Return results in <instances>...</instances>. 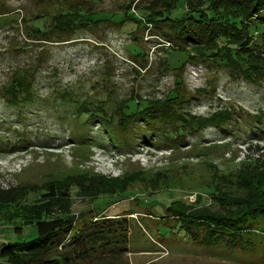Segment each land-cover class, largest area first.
<instances>
[{
  "label": "rangeland",
  "instance_id": "374dc122",
  "mask_svg": "<svg viewBox=\"0 0 264 264\" xmlns=\"http://www.w3.org/2000/svg\"><path fill=\"white\" fill-rule=\"evenodd\" d=\"M165 2L171 0H0V189L17 196L12 208L0 210V245L35 236L29 217L73 216L79 223L116 213L129 232L128 254L118 264H264V220L253 223L245 249L233 252L192 242L179 219L166 215L174 203L188 213L226 215L239 203L228 200L231 192L247 202L242 189L264 185V76L257 73L253 83L238 70L207 61L178 71L192 51H172L154 28L141 29L134 38L138 26L131 19L141 17L139 9L157 12ZM58 5L70 11L77 26L84 25L65 33L59 24L43 36L61 13L53 10ZM188 7L177 0L170 16ZM42 13L47 15L39 18ZM17 84L29 97L11 104L7 93ZM178 87L190 100L183 111L192 122L179 145L170 140L178 131L164 132L166 126L153 134L136 124L135 137L142 139L136 141L105 125L144 110L147 103L132 102L135 98L162 102ZM83 110L87 115L100 110L104 125L82 117ZM221 114L237 121L189 132L193 121ZM83 170L122 179L124 192L113 182L108 187L117 194L101 195V184L81 178ZM140 170L153 174L152 189L144 188L146 176L129 177ZM215 182L221 188L216 198L211 196Z\"/></svg>",
  "mask_w": 264,
  "mask_h": 264
},
{
  "label": "trees",
  "instance_id": "16d2710c",
  "mask_svg": "<svg viewBox=\"0 0 264 264\" xmlns=\"http://www.w3.org/2000/svg\"><path fill=\"white\" fill-rule=\"evenodd\" d=\"M176 1L165 2L163 9L157 12L152 9H139L142 19L136 16L131 19V23L138 26L131 35L136 38L138 36L136 34L141 29L154 28L159 31L158 33L161 34L165 43L174 47L172 51H192L187 62L178 71L184 70L190 62L198 64L207 61L208 66L227 69L231 73L238 70L253 83L258 81V79L255 80L257 73L260 72L259 79L264 76V50L260 49L264 45V0H198V3L186 0L189 5L188 10L173 17L170 16V10L174 8ZM58 6L53 10L57 14L59 9L64 15L57 14V21L48 23V31L41 33L43 36L52 34L58 29L59 24L63 26L65 33L84 25L77 26L76 19L70 11L64 7L67 10L64 12V9L60 5ZM74 7L83 9L84 6L75 3ZM124 9L126 10V8ZM43 15L47 14L42 13L38 17L41 18ZM38 17L36 18L39 19ZM100 22L103 21L98 23ZM106 23L117 26L124 25L122 21ZM134 58H138V56L135 55ZM18 87L17 84L13 92L7 93L10 98H6L11 104L28 96L24 90L17 89ZM173 92H176L177 96L171 98ZM185 92L184 87H178L169 93L162 102L135 98L136 101L132 102L147 103L146 108L142 111L134 110L125 117L120 115V119L116 122L117 125H114V122L105 123V114H102L100 110L91 111L88 115V111L83 110L82 117L92 118L95 122H102L103 125L105 123L111 129L119 127L123 137L130 135L135 140H142L139 136L135 137L134 127L136 124L139 125L142 122L144 125L139 126H143L146 133L153 134L156 127L166 126L167 129L164 132H167L168 129L173 131L176 129L179 134L177 133L176 139H172L165 133L162 136L170 137V140L179 145L186 137V126L192 123L186 112L183 111L185 105L190 102L185 96ZM198 93L207 94V91L199 90ZM88 103L98 104L99 102ZM104 103L109 105L107 101ZM77 117L80 116L77 115ZM146 119H149V122L145 125ZM233 120L237 121L233 115L221 114L206 121H193L194 129L189 132L196 134L202 131V127L205 125L220 127ZM235 126L237 125L235 124ZM161 148L162 151L166 149ZM83 172L85 174L81 178L101 184L98 185V188L103 190L101 195L117 194V189L108 187V184L113 182L121 193L124 192L122 179L89 174L85 170ZM135 174L146 176L148 185L144 188L149 186L150 189L154 185L151 172H141L140 170L128 175L133 177ZM215 184L216 187L213 194L211 192V196L216 198L219 191L221 192L219 190L221 188L217 182ZM242 190L249 196L248 203L243 201L242 195L233 196L231 192L227 197L228 200L234 203L239 201V203L226 215L219 216L209 210L188 213L185 209L180 210L181 205L178 207L176 203L172 204L167 209L168 211L166 210V215H170L172 220L178 218L179 227L185 231L192 242L200 246L220 247L233 252L241 251L247 246L246 237L252 233L253 223L264 220V185ZM224 198L225 196L218 197V200ZM16 201L17 196L13 190L0 189V210L2 207L12 206ZM19 207L21 206L19 205ZM13 210L15 211V209ZM114 215L116 213L106 216L97 215L91 219H82L79 223L73 216L29 217L35 236L30 235L26 240L0 245V264H118L119 259L128 254L129 232L125 219ZM14 232L21 234L20 228H15Z\"/></svg>",
  "mask_w": 264,
  "mask_h": 264
}]
</instances>
